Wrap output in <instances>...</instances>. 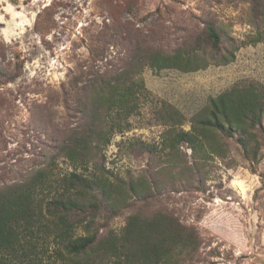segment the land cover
I'll return each mask as SVG.
<instances>
[{"label": "rangeland", "instance_id": "374dc122", "mask_svg": "<svg viewBox=\"0 0 264 264\" xmlns=\"http://www.w3.org/2000/svg\"><path fill=\"white\" fill-rule=\"evenodd\" d=\"M254 2L0 0V75H15L0 83V187L21 182L47 165L56 176L74 170L56 152L67 126L75 122L64 104L69 80L78 70L91 65L104 72L123 63L130 47L127 38L174 52L194 44L205 25L214 23L223 50L241 44L235 59L194 71L166 68L157 73L146 67L142 76L153 100L143 101L139 113L130 117L131 128L116 133L105 150V167L113 173L128 177L158 172L166 160L156 149L169 126L156 116L154 102L167 101L180 109L187 118L182 127L188 130L190 118L209 97L239 81L264 84V41L241 43L255 31ZM95 44L104 49L98 56L91 54ZM142 142L155 151L139 150ZM227 142L228 154L210 159L196 177L200 188L172 179L179 166L167 168L160 193L133 201L108 228L120 231L130 213L162 208L197 228L201 264H264V157L254 172L236 138ZM180 153L186 167L191 149L183 146Z\"/></svg>", "mask_w": 264, "mask_h": 264}, {"label": "trees", "instance_id": "16d2710c", "mask_svg": "<svg viewBox=\"0 0 264 264\" xmlns=\"http://www.w3.org/2000/svg\"><path fill=\"white\" fill-rule=\"evenodd\" d=\"M253 11L255 31L242 45L264 41V0H255ZM127 40L123 63L104 72L89 65L69 80L64 105L75 122L67 126L56 155L68 159L74 170L56 176L47 165L21 182L0 187V264H201L197 228L162 208L130 213L120 231L108 225L133 201L160 193L167 168L179 166L172 179L200 188L196 177L210 159L228 154V138H236L256 172L264 157V84L254 80L236 82L209 97L190 118L188 130L182 127L187 118L180 109L167 101L154 102L156 116L169 126L156 149L163 152L165 164L151 176L124 177L105 167V150L114 135L129 130L130 117L139 113L144 100H153L142 76L146 67L157 73L166 68L194 71L233 61L241 47L233 43L223 50L214 23L205 25L194 44L171 53L139 38ZM94 46L91 54L104 51ZM14 78L0 75V83ZM139 146L155 151L144 142ZM183 146L191 149L186 167Z\"/></svg>", "mask_w": 264, "mask_h": 264}]
</instances>
